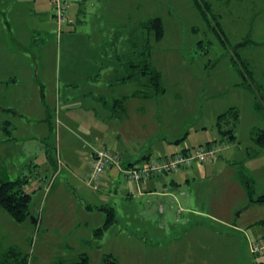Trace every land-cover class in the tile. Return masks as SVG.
<instances>
[{"label": "rangeland", "instance_id": "obj_1", "mask_svg": "<svg viewBox=\"0 0 264 264\" xmlns=\"http://www.w3.org/2000/svg\"><path fill=\"white\" fill-rule=\"evenodd\" d=\"M28 1L10 0V10L0 0V182L21 180L32 195L24 222L0 207V257L17 246L29 264L74 263L84 252L90 264H264V254L254 255L249 246V239L264 235V204L252 203L243 184L246 176L255 197L264 193V148L251 138L253 129L264 128V0H206L210 24L194 0H69L70 21L60 34L51 0ZM29 6L35 12L29 14ZM157 16L165 26L161 41L141 26ZM146 38L166 88L160 96H134L153 90L118 82L129 73L126 64L140 61ZM239 58L248 63L254 89L241 86ZM7 79L9 87L2 85ZM91 94L108 104L95 108ZM122 97L127 114L118 120L113 105ZM230 107L240 115L235 140L217 126ZM44 112L46 123L58 121L61 129L57 124L40 141ZM4 120L16 128L7 130ZM55 132H61L57 154L51 149L62 171L48 195L39 177L55 171L44 147L55 142ZM208 144L220 146L215 160L149 178L158 193L164 187L184 192L180 204L188 211L178 213L172 197L169 203L153 197L154 206H165L164 215L148 198L124 204L118 197V222L96 237L101 210L86 208L88 195L100 206L115 205L113 197L100 199L101 185L99 191L87 181L90 150L149 153L154 160Z\"/></svg>", "mask_w": 264, "mask_h": 264}, {"label": "trees", "instance_id": "obj_2", "mask_svg": "<svg viewBox=\"0 0 264 264\" xmlns=\"http://www.w3.org/2000/svg\"><path fill=\"white\" fill-rule=\"evenodd\" d=\"M194 3L196 4L202 15L205 16L206 20L210 24V18L208 16V13L210 12L211 9L210 3L207 2L206 0H194ZM141 26L148 33L153 32L154 37L156 38L157 41H161L165 36L164 22L163 19L159 16L150 18L149 20L142 22ZM215 29L218 32L221 39L227 42L228 37L223 31V28L221 27L219 21H216ZM150 43L151 42L149 38L144 39V42H142V49L140 50V61L139 62L132 61L129 64H126L129 73L118 80V82L135 81L138 84H141L142 86L146 88H151L153 90L151 93H149L147 91L144 92L143 90L138 89L133 94L134 96L148 97L151 96V94L160 96L166 92V88L163 85L162 72L156 66H154L153 63L150 61L152 48H153ZM239 60L240 63L244 66L243 68H245L244 72L242 73L244 80L241 82V86L254 89L253 87L254 84L253 82H251L250 79L252 78V74L249 71L247 61L243 60L242 58H239ZM234 63L236 64L237 62L234 60ZM239 70L242 71L241 68H239ZM249 79L250 81H248ZM261 97L264 99V94H262ZM104 103L105 105H107L108 101L105 100ZM114 103H116L113 105V108L115 109L114 115H116V117L123 118L127 114L126 104H125L126 98L125 97L117 98L115 99ZM117 106L121 107V111L116 110ZM239 116H240L239 112L235 107H230L227 111L221 113L218 116L217 126L220 129L221 133L224 136H226L229 140H235L236 138L234 130L236 128V124L239 119ZM4 123L6 124L7 130L11 131L13 129L10 125V121H6ZM251 138L257 145L264 148V128L253 129L251 132ZM178 141H180V139L177 140V142ZM210 145L212 144H208V146ZM183 150L185 151L186 148L182 149L181 151ZM243 184L248 192L249 200L252 203L264 204V193L259 195L258 197H255L252 181L248 177L243 176ZM31 201H32V195L28 193L25 190V188L22 186L21 180H16V181L9 180V181L0 182V207L5 209L16 221L24 222L30 216ZM86 208L90 211L101 210L105 213L104 223L95 230L96 237H102L111 226H113L116 222H118L117 212L113 206H109V205L94 206L88 204ZM35 220L38 222L37 218H35ZM29 263H30L29 255L24 254L22 250L17 246L10 247L0 257V264H29ZM50 264H90V261H89V255L86 252H84L80 254L79 259L74 263H67L62 260H59L57 262H53Z\"/></svg>", "mask_w": 264, "mask_h": 264}, {"label": "crops", "instance_id": "obj_3", "mask_svg": "<svg viewBox=\"0 0 264 264\" xmlns=\"http://www.w3.org/2000/svg\"><path fill=\"white\" fill-rule=\"evenodd\" d=\"M3 3H4V5L8 6L7 7L8 9H10V10L12 9L13 4L10 2V0H3ZM21 3H24V5H25V2L21 1ZM27 10H28L29 14L35 12L34 9H32L30 6L27 8ZM51 17L54 19L52 11H51ZM36 34H40V33L37 31ZM31 44H33V43H31ZM11 80H12L13 84H16V81H15L16 79L11 78ZM9 83H10V81L8 79L2 81V85H5L7 87L10 86ZM69 83H72V81L69 80L68 84ZM104 98L105 97L102 96L101 94H91V96H90V99L92 100V103L95 106V108L97 107L96 105H103L102 103L105 102V100H107L106 98L105 99ZM68 109H70V108H66L65 111H67ZM45 118H46V112H44L42 117H41V124L46 126V128H45L46 130L43 131L42 134L40 135L41 136L40 137V141H41L42 138H44L45 134H47V132L49 130L52 131L53 129H56L55 127H57V124L60 127V129H61V124L59 125L58 121H57V123H55V127H54L53 123H50V121H49V123H46V119ZM108 118H109V116H108ZM115 118H117L118 120H123L124 119V117L123 118L115 117ZM107 119H105V120H107ZM6 121H10V125L12 127V123H13L12 120H4V122H6ZM78 122H80V121H76L75 123H78ZM94 123H97V122H94ZM69 125H70L69 123H66V124L64 123V126H66V127H69ZM12 128L14 129L16 127H12ZM12 134H13V132H12ZM55 134H57V132H55ZM59 135H61V132L55 136V142L52 145L48 144V143H44L45 150H46V152H47V154H48V156H49V158H50V160L52 162V167L55 168V171L52 172V174H51V171H50V169L48 167L49 165L46 166L45 168H47V171H48L49 174H51V177L47 176V175L46 176L42 175L41 177H39V186L42 189V188H44L47 185L46 189H47L48 195L53 190V188L56 187L55 184H56L57 180L55 181V178L57 177L59 172L62 171L59 168H57L58 166L56 164L55 158L53 159V153H52V149H53L54 153L57 154V151H58L57 150V144L59 143ZM37 139H39V137L35 138L36 141H37ZM187 147L188 146H185L183 149H185ZM112 150L119 155V157L121 158L123 164H131V163H134V162L141 163L142 160L145 161V160L151 159V156H150L149 153L144 154L143 158H140L139 154L138 155L137 154H133L132 155V154L128 153V151H125V150L124 151H120V152L117 151V150H114V149H112ZM178 151H180V149L173 150V151H171V153H166L165 155L161 154V156H159L158 158L166 156L168 154H172V153L178 152ZM93 152H94V150L92 149V150H90L87 153V159L89 161V165H88V168H87V171H86V176H89L90 171H91L92 160H93ZM72 174H74V171H73ZM87 179H88V177H87ZM150 179H148L146 181H143V182H145V184L142 185V182L139 183V182L128 180L117 168H109V169H107L105 171V173L103 174V176L101 178L100 185H101V188H102V191H101L102 195L100 196V199L105 200L106 202H109L110 198L113 197V201L112 202L115 205L113 207L116 210L117 209L116 208V202H117V204L119 202L118 201V197H120V199H124V204L126 203L128 198H131L132 200L137 199V201H138V199H140V202H144L148 198L149 202L151 204L149 207H151V209L153 208V210L156 211L157 214L164 215L166 213L165 206L162 203H160L158 205V207L156 205L154 206V204H152V201L154 200L153 197L159 195V196L163 197L166 202L169 203V202H172L171 197L173 198L172 194H175V193L174 192H170L168 187H164L163 188L164 190H162V191H160L158 193L156 190L153 189V185L149 181ZM84 181H85V179H84ZM80 187L85 189L83 184H80ZM96 190L100 191V186ZM184 195H185V193L184 194L180 193L178 195V197L180 199H182V198H184ZM88 196L90 197V199L86 198L88 200V202H89L88 204L94 205V206L99 205L95 201L96 200V195H94V196L93 195H88ZM91 199H95V200L93 201ZM161 206H163V209H161ZM93 211H99V210H92L90 212H93ZM149 211H151V210L149 209ZM186 211H188V210H184V212H186ZM116 212H117V210H116ZM98 213H99L100 216H97L95 218V220L93 219L94 222L96 221V225L97 226H99L98 224H100V222H102V224H103L104 221H105V215H104L105 213L103 211H99ZM38 222H39V219H38ZM111 255L113 256V254H111Z\"/></svg>", "mask_w": 264, "mask_h": 264}, {"label": "built area", "instance_id": "obj_4", "mask_svg": "<svg viewBox=\"0 0 264 264\" xmlns=\"http://www.w3.org/2000/svg\"><path fill=\"white\" fill-rule=\"evenodd\" d=\"M53 4V17L58 27L59 34L69 20V0H51ZM220 146H200L199 148L187 147L184 151H178L154 160H146L141 163L123 164L119 155L107 147L94 150L91 171L88 176V183L95 189L100 186L101 178L109 168H118L124 176L135 182L147 180L155 175L176 172L183 168L192 167L195 163H207L217 158ZM184 194V192H182ZM175 202L179 204L178 213H183L184 209L180 204L177 194H172ZM163 209V206H161ZM250 251L255 255L264 254V236L256 240L249 239Z\"/></svg>", "mask_w": 264, "mask_h": 264}, {"label": "water", "instance_id": "obj_5", "mask_svg": "<svg viewBox=\"0 0 264 264\" xmlns=\"http://www.w3.org/2000/svg\"><path fill=\"white\" fill-rule=\"evenodd\" d=\"M34 222H36V220L34 219Z\"/></svg>", "mask_w": 264, "mask_h": 264}]
</instances>
